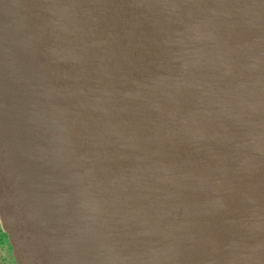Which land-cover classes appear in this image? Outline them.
I'll list each match as a JSON object with an SVG mask.
<instances>
[{
  "label": "water",
  "instance_id": "obj_1",
  "mask_svg": "<svg viewBox=\"0 0 264 264\" xmlns=\"http://www.w3.org/2000/svg\"><path fill=\"white\" fill-rule=\"evenodd\" d=\"M0 221L18 264H264V0H0Z\"/></svg>",
  "mask_w": 264,
  "mask_h": 264
},
{
  "label": "flooded vegetation",
  "instance_id": "obj_2",
  "mask_svg": "<svg viewBox=\"0 0 264 264\" xmlns=\"http://www.w3.org/2000/svg\"><path fill=\"white\" fill-rule=\"evenodd\" d=\"M0 264H18L9 234L0 221Z\"/></svg>",
  "mask_w": 264,
  "mask_h": 264
}]
</instances>
